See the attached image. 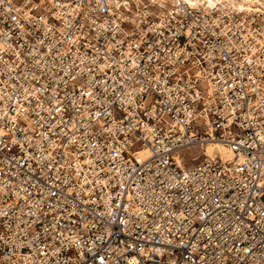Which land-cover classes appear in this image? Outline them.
Here are the masks:
<instances>
[{"label":"built area","instance_id":"2783aa9c","mask_svg":"<svg viewBox=\"0 0 264 264\" xmlns=\"http://www.w3.org/2000/svg\"><path fill=\"white\" fill-rule=\"evenodd\" d=\"M253 5L0 0V264H264Z\"/></svg>","mask_w":264,"mask_h":264},{"label":"bare ground","instance_id":"6f19581e","mask_svg":"<svg viewBox=\"0 0 264 264\" xmlns=\"http://www.w3.org/2000/svg\"><path fill=\"white\" fill-rule=\"evenodd\" d=\"M209 4H214L217 0H207ZM237 1L241 8L246 7V8H255L254 3H262L264 4V0H233ZM204 149L207 155L209 156H215V155H220L223 159H230L232 156V152L229 150V148L221 143V142H208L204 145ZM139 155L141 156H147L148 155V150L143 149L139 152Z\"/></svg>","mask_w":264,"mask_h":264},{"label":"rangeland","instance_id":"374dc122","mask_svg":"<svg viewBox=\"0 0 264 264\" xmlns=\"http://www.w3.org/2000/svg\"><path fill=\"white\" fill-rule=\"evenodd\" d=\"M199 153H200V149L197 148V147H195V148H189V149L185 150V154L187 156H194V155L199 154ZM263 200H264V197H263Z\"/></svg>","mask_w":264,"mask_h":264}]
</instances>
